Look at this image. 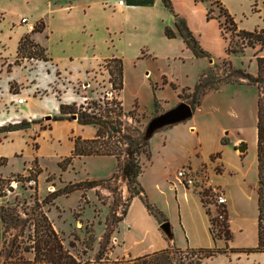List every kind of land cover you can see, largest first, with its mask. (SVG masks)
I'll return each instance as SVG.
<instances>
[{"label":"rangeland","instance_id":"1","mask_svg":"<svg viewBox=\"0 0 264 264\" xmlns=\"http://www.w3.org/2000/svg\"><path fill=\"white\" fill-rule=\"evenodd\" d=\"M206 1L209 4V16L219 23L225 50L228 48L239 52L226 54L221 58L219 56L221 50L217 48L213 50L211 59L204 58L202 61L186 60L183 56L179 61H168L165 58L137 60L125 58L124 61L122 60L123 63L125 62L123 67L125 86L120 95L122 101L120 108L125 115L119 117H117L118 109L115 107V104L120 102L119 91L112 88L110 82L114 76L111 78L108 74V70L116 71L115 63H108L107 60L101 64L99 62V66L88 75L89 84L84 85L87 83L84 82L85 71L93 67L95 62L85 61L78 54L79 56L76 57L81 59L69 63L59 52V43L55 44L52 40L43 41L48 38L46 30L40 34L33 31L26 34L31 43L38 44L45 50L44 60L28 58L27 53L22 51L18 54V46L13 57L1 58L0 127L22 121H34V123L26 130L0 133V152L7 156V164L0 166V206L13 205L16 200L19 212L22 213L26 205L33 204L34 199L42 203L43 199L53 191L65 187L69 189L82 183L76 191L56 198L50 205L42 206V211L66 248L68 243L76 238L75 247L68 248L73 256H84L83 259L87 258L92 262L94 256L126 259L142 256L141 253L147 249L153 251L158 249L161 240L165 239L158 228L159 224L147 212L140 199L132 198L131 203L128 202L130 189L118 171L114 157L73 158L64 168L60 167L62 160L70 156L73 148L72 139L79 137L90 140V137L94 138L98 127L80 125L76 122V118L73 120L70 117L64 121L66 123L52 121V117L57 116L58 112H54L46 104L44 110L40 109L47 100L59 99L62 96L68 98L65 100L67 106H70L67 111L92 114L101 118L100 120H106L112 126L121 124V127L126 128L133 137L143 139L149 120L180 102H189L188 94L204 73L203 71L201 75L199 74L201 69L203 67L206 69L210 61L208 70L214 77L226 78L243 88L231 87L211 95L202 104L200 113H195L192 117L196 119L198 117V127L207 135L205 144L210 150L215 144L214 136L219 126L228 128L221 137V143L227 146L222 148L221 156L226 164L225 167L217 161L219 154H216L211 158V165L199 169L206 173L208 179L207 174L210 169L214 182L216 181L219 188L226 192L228 199L226 224L230 239L226 241L222 235L213 237L209 233L207 242L209 246L196 247L247 249L255 246L257 241L255 128L257 90L233 71L239 70L255 76V59L264 57V51H260L258 46L246 47L245 41L236 35L238 30L252 31L264 27V0H251L248 12H245L244 8L234 0H227L229 7L236 14V18H232L236 26L235 31L231 25L225 23V17L219 9L221 7L226 10L225 6L221 2L217 5L211 0ZM12 7L13 12L15 7ZM41 25L44 26L42 21H36L34 29ZM42 42L49 50L53 47L52 53L58 67L65 70L60 72L55 68ZM161 76L164 77L162 81ZM69 77L76 78L79 82L69 84ZM165 78L171 83L168 84ZM17 99L25 101V105L17 104ZM23 108H30L34 117L24 116ZM106 108L112 110L107 118L104 113ZM46 116H50V120H46ZM240 146H244L243 152L238 151ZM118 147L122 151L119 158L122 161L126 157L125 144ZM156 158L158 163L160 157ZM142 163L141 174L146 187L147 200L162 214L172 230L174 244L168 247L172 251L171 256H180L184 264L193 263L199 258H201L199 264H264L262 254L248 257L243 253H225L204 258V253L198 250L179 249V247L186 248L188 238H195L194 231L198 232L200 229L203 208L198 190L194 187H185L176 177L177 169L172 172L168 184L177 183L184 191H188V201H182L180 195L176 197L173 191L158 193L153 185L158 181L159 173L155 167H150L147 161ZM27 178L30 180L26 181ZM89 181H96L97 185L89 189L83 184ZM209 209L211 215L214 214L213 208L209 207ZM17 233L18 229L11 231L7 240L11 241ZM89 236L93 238V242L90 248H86ZM196 239L198 241L201 238ZM1 246L0 223V250ZM229 249L226 251L228 252ZM4 256L5 253L0 252V264L4 262ZM22 256L25 259L31 258L29 254ZM238 259L240 261L237 263Z\"/></svg>","mask_w":264,"mask_h":264},{"label":"crops","instance_id":"2","mask_svg":"<svg viewBox=\"0 0 264 264\" xmlns=\"http://www.w3.org/2000/svg\"><path fill=\"white\" fill-rule=\"evenodd\" d=\"M170 1L174 13L185 21L189 31L197 40L200 47L209 53L210 56H213L214 49L220 48L221 55L219 56L221 58L224 57L226 55L225 43L221 38L219 23L215 19H207V12L209 11L207 1ZM218 1L225 6L228 14L235 19V11L229 7L227 0ZM234 1L243 7L245 12H248L251 0ZM9 6H14L15 8H12L15 11L12 12ZM23 18H26L29 23L33 24L36 21H42L44 26L41 32L46 30L48 34V38L43 39V41L52 40L55 44L59 43V52L69 63H73V61L80 60L81 58L85 61L95 62L93 67L85 71L84 80L86 81L84 82L87 83H84V85L89 84L87 80L88 75L92 74V71L99 64L109 59L124 61L125 58L133 60H137L138 58H165L168 61H179L181 56L186 57V60L202 61L204 59L195 58L185 46L175 29L173 15L163 6L161 0H154L151 6H129L126 5L125 0H0V59L13 57L16 54L20 40L28 33L26 26L20 22ZM165 28L172 30L175 33V38H166L164 35ZM44 47L52 58L55 68L60 72L65 70H61L58 67L52 53L53 47L52 50H49L45 43ZM78 54L82 57H76L79 56ZM124 63L122 62V68L124 67ZM209 67L210 61L209 66L206 69L203 67L199 74L201 75ZM200 75H198V78ZM69 79V84L79 82L76 78L71 79L69 77ZM162 79L164 77L161 76V81ZM165 80L168 84L171 83L168 78H165ZM124 86L125 80L123 77L122 89L119 91L121 106L120 95ZM231 87L243 88L235 85V83L223 84L219 89L207 93L202 98L200 106L192 112L189 120L165 127L155 132L149 139V157L142 156L140 163L142 165V162L147 161L149 166L155 167L157 173H159L158 181L153 185L155 191L158 193L173 191L176 197L180 195L182 201H188V191H184L177 183L168 184V180L174 170L185 165L192 170H199L202 166L208 167L212 164L211 158L216 154H219L217 161L225 167L226 164H224L221 156L223 154L222 148L226 145L221 143V137L228 128L219 126L214 136L215 144H213V149L210 150L205 144L207 135L198 127V117L197 119L192 117H194L195 113H200L202 104H204L208 97L216 95L222 89ZM67 99L61 96L59 99L52 98L47 100L44 104L42 102L44 106L40 110H44V107L47 106L54 112H58L60 105H67L65 101ZM24 103L25 101L19 105H25ZM22 112L24 116L34 117V113L30 108H23ZM57 122L66 123L64 121ZM156 157H160L158 163L156 162ZM0 158L7 160L6 154L2 152H0ZM209 170L207 175L212 187L220 190L225 196V214H227L228 199L226 192L222 188H219L216 181L214 182V178ZM138 182L145 194L146 187L142 180V174L139 175ZM163 187L165 188L163 189ZM202 208L203 214L201 215L200 229L198 232L194 231L195 233H193L196 237L194 236L195 238L192 239L188 238L186 248L179 247V249L200 250L196 246H209L207 245L208 237H210L209 218H207L205 208L203 206ZM197 237L201 239L197 241ZM115 240L117 241L116 237ZM195 242L200 243L196 244ZM173 244L174 240L170 243L168 240L163 239L158 249L154 251L152 249L144 250L141 255L167 249L169 245ZM227 249L229 248L227 247ZM255 254L264 255L263 253ZM255 254L246 255L249 257ZM239 261L240 259H238L237 263Z\"/></svg>","mask_w":264,"mask_h":264},{"label":"trees","instance_id":"3","mask_svg":"<svg viewBox=\"0 0 264 264\" xmlns=\"http://www.w3.org/2000/svg\"><path fill=\"white\" fill-rule=\"evenodd\" d=\"M154 0H125L126 5L129 6H151ZM212 3L220 5L219 1L211 0ZM163 6L173 15L174 26L177 33L182 38L185 46L191 51L195 58H207L211 59L209 53L204 51L197 40L193 37L189 31L185 21L174 13L170 0H161ZM223 16L225 17V23L232 26L233 31L236 30V26L233 19L226 10L219 8ZM207 12V19H213ZM42 25L36 27L33 32H41ZM164 35L168 39L175 38V33L169 28H165ZM236 35L245 41V46L249 48L259 47L260 51H264V27L255 28L252 31L238 30ZM22 52L27 53L28 58H37L44 60L45 50L38 44H33L28 40V36L23 37L18 45V54ZM238 50L226 49V54L237 53ZM108 63H115L117 65L116 71L114 69L108 70L109 76L113 80L110 82L113 89L121 91L123 85V68L122 61L120 59H109ZM256 75H250L240 72L239 70L233 71L234 74L239 75V78L246 80L248 85L256 87L257 101H256V164H257V182H256V195H257V220H256V235L257 241L253 248L247 249H229L227 252L224 249H200L199 252L204 253V258L214 257L225 253H243V254H264V57H256ZM227 83H233L226 78L214 77L210 70H206L197 83L188 94L189 102L187 103L192 111L196 110L200 104L202 98L209 92L219 89L220 86ZM181 98V96L179 95ZM120 102L115 104L117 107V117L125 115L120 108ZM156 107V102H154ZM70 106L60 105L58 115L52 117V121H65L68 117L75 116L76 122L80 125H96L94 138L90 140H84L79 137L72 139L73 148L70 156L64 158L60 163V167L64 168L68 165L73 158L87 157V156H109L114 157L117 161V169L120 171L123 179L125 180L128 188L130 189V195L128 202L134 197H138L146 208L147 212L152 215L158 224L166 222V219L162 214L147 200L146 195L142 187L138 182V177L141 174L140 156L143 155L146 158L149 157V140L139 139L133 137L128 133L126 128H122L121 124L112 126L106 120H100L92 114H86L85 112L76 113L74 110L67 111ZM112 112L111 109L106 108L104 110L105 117H109ZM34 121H22L17 124L0 127V133H10L15 131H22L28 129ZM111 127L114 130L111 131ZM105 138L106 140H103ZM125 144L124 154L126 155L122 161L119 160L122 151L119 149V145ZM7 160L0 158V166H5ZM30 179L27 178L26 181ZM1 182V181H0ZM87 188H92L97 185L96 181L84 182ZM79 183L72 186L69 189L62 188L53 191L48 194L39 203L37 199L31 206L26 205L23 209L24 212H19L18 201L15 200L13 205L0 206V223H1V238L2 246L0 252H4L5 260L2 264H184L180 256H171L172 251L167 248L161 251L145 254L137 257L109 259L107 256H94L93 261L89 259H83L84 256H73L69 249L75 247L74 238L73 242L68 243V248L63 244V241L59 234L54 230L51 222L46 214L42 211L43 205H50L52 202L60 197L66 196L77 190V187L81 186ZM1 191V186H0ZM1 195V193H0ZM25 204V203H24ZM204 206V205H202ZM207 215L208 212L206 211ZM22 215L24 217H22ZM125 216V213L123 214ZM122 220V219H121ZM118 220V221H121ZM213 219H209V231L213 237H225V240L230 239V233L225 220L221 223L215 222V227L218 232L210 226L213 223ZM18 233L11 239L7 240V236L13 230H17ZM93 242V238L89 236L88 244L86 248H90V244ZM22 254L31 255L30 259L23 258ZM199 258L193 263L186 264H199Z\"/></svg>","mask_w":264,"mask_h":264},{"label":"built area","instance_id":"4","mask_svg":"<svg viewBox=\"0 0 264 264\" xmlns=\"http://www.w3.org/2000/svg\"><path fill=\"white\" fill-rule=\"evenodd\" d=\"M20 22L26 26L28 33L34 30V24L29 23L26 18L21 19ZM16 102L17 104H21L23 103V100L17 99ZM176 177L185 187H194L196 190H198V196L200 198L201 204L205 206V210L209 214V219H213L214 221L210 226L215 232H218L214 224L215 222H223L226 216V199L224 194L220 190L212 187L209 179L206 177V174L202 171V169L192 170L187 166H183L177 170ZM209 207L213 208L214 214L211 215Z\"/></svg>","mask_w":264,"mask_h":264},{"label":"water","instance_id":"5","mask_svg":"<svg viewBox=\"0 0 264 264\" xmlns=\"http://www.w3.org/2000/svg\"><path fill=\"white\" fill-rule=\"evenodd\" d=\"M192 112V109L187 103H178L175 107L149 120L145 128L143 139L149 140L152 135L158 130L189 120L192 116ZM72 119L74 120L75 116H73ZM46 120H50V116H46ZM110 130L113 131L114 127H111ZM238 151L243 152L244 146H240L238 148ZM158 228L162 235L165 237V239L172 243L173 234L170 224L168 222H163L159 224Z\"/></svg>","mask_w":264,"mask_h":264},{"label":"bare ground","instance_id":"6","mask_svg":"<svg viewBox=\"0 0 264 264\" xmlns=\"http://www.w3.org/2000/svg\"><path fill=\"white\" fill-rule=\"evenodd\" d=\"M247 161V160H246ZM245 164V163H244ZM246 165H247V163H246ZM246 170V169H245ZM246 172H247V170H246Z\"/></svg>","mask_w":264,"mask_h":264}]
</instances>
